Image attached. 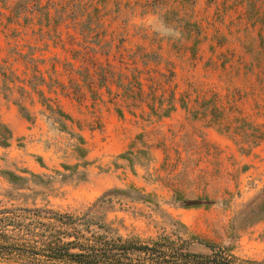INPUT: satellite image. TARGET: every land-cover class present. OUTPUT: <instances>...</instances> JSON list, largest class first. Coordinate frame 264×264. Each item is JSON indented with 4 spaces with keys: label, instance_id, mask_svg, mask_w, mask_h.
Masks as SVG:
<instances>
[{
    "label": "rangeland",
    "instance_id": "374dc122",
    "mask_svg": "<svg viewBox=\"0 0 264 264\" xmlns=\"http://www.w3.org/2000/svg\"><path fill=\"white\" fill-rule=\"evenodd\" d=\"M0 122V172L50 181L21 191L38 205L124 191L123 236L264 262L242 215L264 194V0H0Z\"/></svg>",
    "mask_w": 264,
    "mask_h": 264
},
{
    "label": "trees",
    "instance_id": "16d2710c",
    "mask_svg": "<svg viewBox=\"0 0 264 264\" xmlns=\"http://www.w3.org/2000/svg\"><path fill=\"white\" fill-rule=\"evenodd\" d=\"M11 139V130L0 122V145L9 147ZM49 183L36 174L26 177L0 172V264H264L240 259L234 246L191 236L208 251L196 253L192 242L176 233L177 229L172 236L162 234L147 240L123 236L108 220L106 206L116 194H126L124 191L107 192L78 214L56 210L48 202L38 205L37 191L21 192ZM242 215L249 224L263 221L264 194ZM235 237L231 235L232 240Z\"/></svg>",
    "mask_w": 264,
    "mask_h": 264
}]
</instances>
